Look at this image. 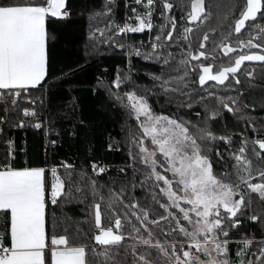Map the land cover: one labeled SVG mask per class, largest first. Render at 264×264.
Wrapping results in <instances>:
<instances>
[{
	"label": "trees",
	"instance_id": "1",
	"mask_svg": "<svg viewBox=\"0 0 264 264\" xmlns=\"http://www.w3.org/2000/svg\"><path fill=\"white\" fill-rule=\"evenodd\" d=\"M193 1L167 2L152 30V35L159 33L160 55L147 45L139 52L131 51L127 59L124 37L114 26H106L122 22V0H65L64 17H45L44 79L34 87L0 89L2 99L12 90L40 99L34 119L38 127L31 121L18 122L24 102L11 105L7 101L5 121L0 103V168L39 167L45 171L46 246L43 261L34 264H51L52 240L58 237L64 238L66 246L82 248L83 264H171L166 254L179 251L185 240L167 215L160 184L134 151L129 153L127 127L130 125L131 131L138 128L114 96L124 89L123 84L142 90L153 111L186 124L215 177L233 185L242 180L240 169L245 167L233 156L237 148L245 150L249 166L257 173L264 172V150L257 146L258 141H264V100L257 101L250 93L252 84L260 81L252 69H264V62L245 64L236 76L237 83L230 78L222 86L206 83L198 87L196 80L200 64L212 63L218 69L242 53L264 54V44L243 47L253 34L264 35V0L256 15L244 23L240 18L247 2L237 0L240 10L236 18L207 31L202 47L207 56L193 61L187 57L183 65L171 43L183 23L192 24L188 18ZM200 1L206 16L212 0ZM46 2L0 0V6H44ZM225 31L230 37L218 45L210 44ZM136 36L145 38L146 33L131 35ZM115 40L122 44L120 49L113 44ZM116 79L122 84L118 89L113 87ZM50 170L62 183L55 199L49 197ZM245 193L239 210L223 223L227 253L233 261L237 260L235 251L241 249L238 255L249 260L255 240L264 238V193ZM95 225L102 229L113 226L119 240L97 243ZM9 242V212L0 211V244L9 246Z\"/></svg>",
	"mask_w": 264,
	"mask_h": 264
},
{
	"label": "rangeland",
	"instance_id": "2",
	"mask_svg": "<svg viewBox=\"0 0 264 264\" xmlns=\"http://www.w3.org/2000/svg\"><path fill=\"white\" fill-rule=\"evenodd\" d=\"M193 2L192 13L188 18L192 24L183 23L178 29L180 30L179 36L173 38L171 43V48L177 49L183 65L189 57L191 61L206 57L207 53L202 47L208 39L207 31L215 30L226 19L231 23L240 10L236 6L237 0H212L210 8H206L205 16L201 1ZM56 6H61L60 0H57V4L52 7L56 8ZM107 25L116 26L112 23H107ZM259 27L261 31L264 26ZM155 35L159 36L158 31ZM230 35L225 31L222 38L215 39V36L210 40V44L213 45L215 42L218 45L221 40ZM261 44H264V35L256 33L251 39L245 40L243 47H259ZM160 46L161 42L158 47L149 46L148 49H155L156 56H158ZM129 48L131 49V45ZM252 71L260 81L252 84L250 93L254 94L255 100H264V69H252ZM121 85L118 79L113 82L115 89ZM132 85L123 84L122 86L128 89L124 87L122 91L114 92V96L135 120L138 128V130L131 131L130 125L127 127L126 142L129 153L134 151V156L149 168L152 177L160 184V191L165 199L163 206L167 215L185 237L183 244L179 245V251L173 250L166 254L171 264H264V238L255 240L252 247L253 253L249 260L245 261L243 256L238 255H241L242 249L235 251L234 255L237 260H231L226 248L227 229L223 225L239 210L244 194H246L245 190L264 193V172L257 173L255 167L249 166L245 150L237 148L233 156L241 162L238 165L245 167V169H240L242 173L244 172L242 180L233 185L224 179L215 177L208 159L202 154L198 139L188 130L186 124L172 115L153 111L144 92L136 86L131 87ZM12 91L11 93L15 95V103H25L21 112L24 110L30 114L23 123L31 121L34 126L37 123L34 119L37 117L35 107L40 102L39 96L20 95L18 91ZM24 117L23 112L21 119ZM257 146L264 150V141H258ZM50 171V187L54 196L49 197L55 199L62 190V183L57 174L53 170ZM94 234L96 242L105 238L109 242H115L118 238L112 230L104 231L102 228ZM56 239L54 238L53 241ZM242 248L244 249L245 246ZM162 251L164 252L163 248Z\"/></svg>",
	"mask_w": 264,
	"mask_h": 264
},
{
	"label": "crops",
	"instance_id": "3",
	"mask_svg": "<svg viewBox=\"0 0 264 264\" xmlns=\"http://www.w3.org/2000/svg\"><path fill=\"white\" fill-rule=\"evenodd\" d=\"M60 3L56 8L52 6L57 0H47L44 6H0V89L34 87L44 79L45 17L46 14L64 17L65 0ZM49 192L53 193L50 183ZM44 199L43 168H0V211H8L10 216L9 254L0 256V264L43 261L46 246ZM63 240V237L52 240L51 264H83L82 248L66 246ZM106 242L107 238L97 243Z\"/></svg>",
	"mask_w": 264,
	"mask_h": 264
},
{
	"label": "built area",
	"instance_id": "4",
	"mask_svg": "<svg viewBox=\"0 0 264 264\" xmlns=\"http://www.w3.org/2000/svg\"><path fill=\"white\" fill-rule=\"evenodd\" d=\"M169 0H122L123 5V15H122V22L120 24H117L115 26L116 33L120 34L124 37V53L128 59L130 52H138L147 47H158V44L160 42L159 38L156 37L155 34L152 35V30L154 25L156 24V21L160 19V17L163 14V11L165 10L166 6L168 5ZM140 33H146V37L143 38L141 36H136L134 38L131 37V35L134 34H140ZM117 48H121L122 44H119L118 42L113 43ZM131 45V49L129 46ZM126 69H129V66H126ZM12 99V101H11ZM11 105L15 104V95L11 93L10 96H8L6 99H2L0 97V103L4 106L6 116L3 118V121L7 120V107L8 102ZM24 112L25 117L20 120V122H24L25 118H28L30 116L29 113L26 111ZM34 124L35 127H38L40 124L38 121ZM2 122H0V128H1ZM49 196L53 197V193L49 192ZM98 226H94V233L97 234L99 231ZM113 226H105L104 231L112 230ZM9 254V246H4L0 244V256L5 257Z\"/></svg>",
	"mask_w": 264,
	"mask_h": 264
},
{
	"label": "water",
	"instance_id": "5",
	"mask_svg": "<svg viewBox=\"0 0 264 264\" xmlns=\"http://www.w3.org/2000/svg\"><path fill=\"white\" fill-rule=\"evenodd\" d=\"M246 9L240 18L241 23L246 20L253 18L256 12L260 9L261 0H246ZM264 62V54L259 51H249L237 55L230 65L222 66L217 70H214L212 63L200 64L198 66L197 75V85L198 87H203L206 83H213L216 86L224 85L230 78L235 79L237 83L236 76L245 64H262ZM118 225V222L114 224Z\"/></svg>",
	"mask_w": 264,
	"mask_h": 264
},
{
	"label": "flooded vegetation",
	"instance_id": "6",
	"mask_svg": "<svg viewBox=\"0 0 264 264\" xmlns=\"http://www.w3.org/2000/svg\"><path fill=\"white\" fill-rule=\"evenodd\" d=\"M258 1H260V0H258ZM167 7H168V5L166 6V8H167ZM166 8H165V9H166ZM191 13H192V12H191Z\"/></svg>",
	"mask_w": 264,
	"mask_h": 264
}]
</instances>
